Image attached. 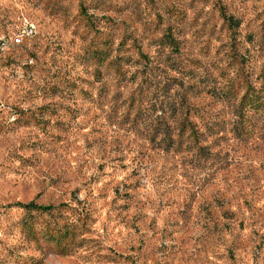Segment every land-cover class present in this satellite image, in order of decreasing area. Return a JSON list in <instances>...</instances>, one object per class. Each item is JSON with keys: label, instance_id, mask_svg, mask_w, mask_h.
Listing matches in <instances>:
<instances>
[{"label": "rangeland", "instance_id": "374dc122", "mask_svg": "<svg viewBox=\"0 0 264 264\" xmlns=\"http://www.w3.org/2000/svg\"><path fill=\"white\" fill-rule=\"evenodd\" d=\"M16 16L0 264H264V0H0Z\"/></svg>", "mask_w": 264, "mask_h": 264}, {"label": "trees", "instance_id": "16d2710c", "mask_svg": "<svg viewBox=\"0 0 264 264\" xmlns=\"http://www.w3.org/2000/svg\"><path fill=\"white\" fill-rule=\"evenodd\" d=\"M164 40L166 43L171 45L173 49H176L177 41L173 38L171 33H165ZM17 205L24 208L26 211L36 210L46 213H50L58 209V207L63 208L67 206V204L64 202L55 206L52 204H37L33 200L27 203H18ZM62 227L63 229L61 227H54L53 225L49 224L44 227V231L40 236L45 241H53L54 243H56L59 249L64 252L66 251L67 247H70L71 242L73 241L72 238L74 234L72 233L71 229H69V227L65 224H63Z\"/></svg>", "mask_w": 264, "mask_h": 264}, {"label": "built area", "instance_id": "2783aa9c", "mask_svg": "<svg viewBox=\"0 0 264 264\" xmlns=\"http://www.w3.org/2000/svg\"><path fill=\"white\" fill-rule=\"evenodd\" d=\"M33 34L32 27L16 16L7 28L0 31V55L10 48L22 45Z\"/></svg>", "mask_w": 264, "mask_h": 264}, {"label": "bare ground", "instance_id": "6f19581e", "mask_svg": "<svg viewBox=\"0 0 264 264\" xmlns=\"http://www.w3.org/2000/svg\"><path fill=\"white\" fill-rule=\"evenodd\" d=\"M21 20H23L22 18H20ZM26 22V21H25ZM28 25L32 27L34 33H35V25L32 24L31 22L27 21Z\"/></svg>", "mask_w": 264, "mask_h": 264}]
</instances>
